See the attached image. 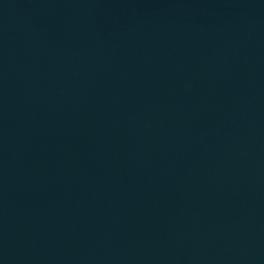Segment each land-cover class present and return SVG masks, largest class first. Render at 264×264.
<instances>
[{
	"label": "water",
	"instance_id": "95a60500",
	"mask_svg": "<svg viewBox=\"0 0 264 264\" xmlns=\"http://www.w3.org/2000/svg\"><path fill=\"white\" fill-rule=\"evenodd\" d=\"M0 264H264V0H0Z\"/></svg>",
	"mask_w": 264,
	"mask_h": 264
}]
</instances>
